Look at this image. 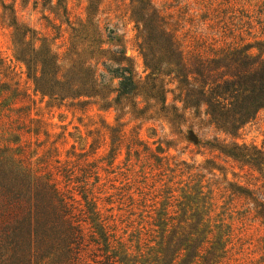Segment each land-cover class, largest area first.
<instances>
[{
  "label": "trees",
  "instance_id": "trees-1",
  "mask_svg": "<svg viewBox=\"0 0 264 264\" xmlns=\"http://www.w3.org/2000/svg\"><path fill=\"white\" fill-rule=\"evenodd\" d=\"M101 4L99 1L94 14L95 5L90 3L86 10L89 19L99 13ZM130 8L140 56L146 72L150 71L145 79L136 75L134 58L127 56L116 30H102L100 25L93 26L89 43L71 44L64 58L46 39L36 40L40 46L32 39L27 41L29 30L17 24L12 34L13 60L0 51V264H219L230 244L219 219L233 201L242 200L244 213L253 214L264 225V151L254 146L226 144L224 139L214 149L242 163V169L247 167L252 176L257 172L258 187L229 180L227 169L215 161L207 160L205 166L196 168L207 171L222 193L221 199L227 195L222 206L214 202L209 182L204 187L199 183L185 186L179 197L173 195L178 191L165 184L161 208L153 209L156 216L151 217L156 240L151 239L154 246L145 251L139 245L135 250L126 246L124 236L112 224L113 217L103 216L98 194L103 193L107 185L102 183L104 175L110 174L122 147L128 157L131 152L139 158L144 154L152 172L173 173L170 142L165 150L145 147L140 151L144 146L140 132L129 139L127 124H116L104 134L103 142L110 140V151L101 160H91L100 149L94 148L96 140L91 146L94 156L72 146L62 159L58 141H51L54 125L42 116V105L67 108L74 115L84 110L89 99L100 95V67L118 80L116 104L121 97H144L145 109L141 102L134 105L135 119L153 101V107L162 105L158 113H172L165 118L172 126L188 125L189 130L209 126L235 138L264 110V56L254 53L253 46L211 43L180 34L171 16L156 10L151 0H131ZM261 8L264 10V3ZM104 35L118 43L114 50L106 48ZM106 55L111 58L104 60ZM19 65L25 72H19ZM182 165L187 167L185 162L175 167ZM96 190L100 191L97 195ZM171 199L173 205L167 203ZM129 200L133 205L134 200ZM174 206L178 210H167ZM218 209L222 212L216 214ZM224 237L228 238L223 241Z\"/></svg>",
  "mask_w": 264,
  "mask_h": 264
},
{
  "label": "rangeland",
  "instance_id": "rangeland-1",
  "mask_svg": "<svg viewBox=\"0 0 264 264\" xmlns=\"http://www.w3.org/2000/svg\"><path fill=\"white\" fill-rule=\"evenodd\" d=\"M99 1H102L99 13L89 19L86 11L88 6L90 3L95 5L93 12L95 14ZM130 1L0 0V51L4 58L13 60L12 34L17 25L19 27L22 25L29 30L27 41L32 39V42H37V46H40V42L36 40L46 39L54 44L60 57L64 58L71 44L89 43L92 39L93 26L100 25L102 30L104 28L116 30L117 37L122 41L121 44L127 48V56L134 58L136 75L145 79L150 71L146 72L144 59L140 56L139 42L136 40L137 31L131 19ZM151 1L156 10L171 16V23L177 24L175 27L180 34L188 33V37H202L211 43L218 41V44L248 43L253 46L254 53L264 56V10L261 8L264 0ZM82 26L85 27L83 31L80 30ZM106 36L104 35L108 43L106 48L114 50L118 43L112 42ZM241 39L244 42H241ZM107 58H111L110 55H106L104 60ZM110 64L114 63L110 62ZM19 67H22L19 72H25L24 66L19 65ZM99 73L103 75L102 85L99 87L100 95L89 99L90 104L84 107V110L80 109L74 115L73 111L67 108L52 109L43 104L42 116L54 125L55 136L51 141H58L63 160L66 159L72 146H76L79 152H88L94 156L92 154L94 150L91 148L94 140L97 141L94 148L100 147V149L91 160L98 161L104 158L110 151V140L107 139L105 144L104 134L107 132V127L116 124H127L125 129L129 139L140 132V138L144 141V146L139 148L140 151L145 147L152 151H157L158 147L165 150L166 143L170 142L169 152L173 158L170 161L173 173L166 171L163 174L162 170L152 172L144 154L139 158L131 152L128 157L126 148L122 147L114 165L109 168L110 174L104 175L105 180L102 183L107 185L103 188V193L98 194L100 191L96 190V195L100 197L99 204L103 216L113 217L115 222L112 224L115 225L119 236H124L123 240L128 248L135 250L139 245L145 251L146 248L154 246L150 240L155 239L157 228L154 227V219L151 217L156 216L153 209L161 208L160 203L165 197V184L172 190L178 191L173 194L176 197L181 195V189H187L185 186L191 188L196 183H199L200 187L206 186L208 182L213 184V180H209L207 171L196 169L205 166L207 160L215 161L225 167L229 180L260 186L261 183L257 181L260 175L257 172L252 176L247 167L242 169V163L221 154L214 147H220L219 142L227 139L226 144L237 142L264 151V110L246 124L235 138L229 135L227 137L209 126L200 130L198 128L189 130L188 125L172 126L165 121L166 115L170 118L172 113H158L162 105L160 103L153 107L155 106L153 101H148L151 108L149 107L142 117L135 119L132 115L134 105L141 102L142 109H145L144 97H121L120 103L116 104L118 80L113 79L112 75L105 72L102 67L99 68ZM167 80L169 81V78ZM168 103H173L172 94L168 95ZM215 138L219 141H215ZM43 140L45 137L42 138ZM82 149L84 151H81ZM181 162H185L187 167L182 165L177 169L175 165ZM106 165L107 162L102 163V166L106 167ZM182 172L184 175H181ZM197 174L206 178L196 177ZM193 179L197 181L193 182ZM169 181L172 183H168ZM217 188L218 186L214 184L210 187L211 191L213 190L212 197L218 206H222L228 198L226 195L221 199L222 193ZM206 191L205 189L204 192ZM112 195H115L114 198L109 199ZM120 197L123 201L118 200ZM129 198L134 200L133 205H130L132 202ZM167 203L173 205V199L168 200ZM242 203V200L233 201L228 207L230 210L219 219L224 224L223 234H228L230 237V244L226 247V253L222 254L219 264H264V225L254 220L253 214L244 213L246 207H242ZM167 210L176 211L178 208L168 207ZM221 212L222 210L218 209L216 214ZM226 238L228 237H224L223 241Z\"/></svg>",
  "mask_w": 264,
  "mask_h": 264
}]
</instances>
